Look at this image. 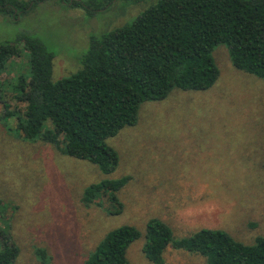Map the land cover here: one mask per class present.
I'll list each match as a JSON object with an SVG mask.
<instances>
[{"label":"rangeland","instance_id":"374dc122","mask_svg":"<svg viewBox=\"0 0 264 264\" xmlns=\"http://www.w3.org/2000/svg\"><path fill=\"white\" fill-rule=\"evenodd\" d=\"M155 1H118L90 16L46 0L14 20L0 15V42L39 38L54 53L56 81L81 67L89 35L123 25ZM212 57L219 74L210 88L173 89L143 102L136 123L107 139L118 155L109 173L62 152V144L24 139L15 130L13 112L21 114L25 105L15 85L28 73L26 54L6 63L0 70V228L19 249L12 264H85L104 235L122 225L140 232L126 250L129 264H152L142 253L151 218L166 223L174 239L201 228L222 229L245 244L264 236V79L236 68L224 45ZM123 176L120 207L106 194L83 201L90 185ZM164 258L206 264L202 254L171 246Z\"/></svg>","mask_w":264,"mask_h":264},{"label":"trees","instance_id":"16d2710c","mask_svg":"<svg viewBox=\"0 0 264 264\" xmlns=\"http://www.w3.org/2000/svg\"><path fill=\"white\" fill-rule=\"evenodd\" d=\"M45 1L0 0V15L14 20ZM58 1L92 16L118 1L140 0ZM217 45L226 47L236 68L264 79V0H156L123 25L89 35L81 67L56 81L54 53L39 38L22 34L2 41L0 70L22 52L28 63L27 75L15 85L16 98L25 104L21 114L13 112L15 130L24 139L62 144V152L112 172L118 155L107 139L136 123L143 102L164 99L173 89L210 88L219 74L212 57ZM127 181L128 176L104 179L90 185L82 199L94 203L106 194L120 207L116 192ZM139 237L132 225L115 228L85 264H129L126 250ZM0 243V264H12L19 249L1 228ZM168 246L202 254L206 264H264L263 235L245 244L222 229L201 228L174 239L166 223L151 218L143 255L152 264H166Z\"/></svg>","mask_w":264,"mask_h":264}]
</instances>
